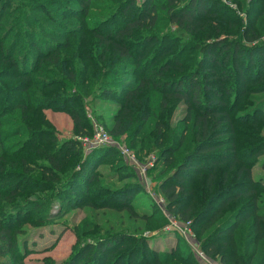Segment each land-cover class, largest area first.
I'll return each instance as SVG.
<instances>
[{
  "label": "trees",
  "instance_id": "trees-1",
  "mask_svg": "<svg viewBox=\"0 0 264 264\" xmlns=\"http://www.w3.org/2000/svg\"><path fill=\"white\" fill-rule=\"evenodd\" d=\"M136 1L0 0V79L6 81L0 84V254L20 257L15 214L31 209L46 216L44 209L67 189L86 194L97 180L91 167L111 149L95 148L79 169L70 168L79 142L58 148L43 113L59 107L77 136L90 135L76 102L97 95L117 99L111 135H126L138 151L151 139L167 166L176 162L159 189L167 208L198 229L202 250L220 264H264V202L240 156L245 150L234 116L250 94H264V0H230L233 7L222 0ZM161 10L166 33L158 32ZM122 67H130L133 80L115 84ZM180 104L183 127L171 140L170 116ZM251 115L247 123L257 133L264 99L253 100ZM188 125L193 147L177 159ZM249 152L253 159L264 155V140ZM36 168L39 177L31 172ZM128 239L135 244L126 250L119 243ZM131 239L108 234L61 264H189L192 256L158 254L145 237Z\"/></svg>",
  "mask_w": 264,
  "mask_h": 264
},
{
  "label": "rangeland",
  "instance_id": "rangeland-1",
  "mask_svg": "<svg viewBox=\"0 0 264 264\" xmlns=\"http://www.w3.org/2000/svg\"><path fill=\"white\" fill-rule=\"evenodd\" d=\"M144 1L137 0L136 2L140 5ZM222 1L230 7L234 5L230 0ZM159 14L158 32L166 33L169 31V25L166 19H162L166 18L165 12L161 10ZM241 15L242 18L245 17L244 14ZM64 17H66L65 20L69 18L68 15ZM243 20L245 22V19ZM109 26H117V23H110ZM171 29L174 27L171 26ZM130 72V67H122L120 75L114 79L115 84L133 80ZM249 78L253 79V72ZM0 84H6V81L0 79ZM114 90L117 92L120 87H114ZM261 99H264V94L255 96L250 94L248 100L243 103L242 109H237L234 116L238 118L237 122H239L236 124L239 150H245L240 156L246 160L245 166L249 164L251 178L259 189L258 196L264 202V193L260 192L264 188V155L254 159L253 157L249 158V150L253 148V143L258 139L264 140V122H259L257 133H254L253 126L247 123L248 121L252 122L253 119V115H251L253 113V100L257 102ZM76 106L83 113L85 130L92 131L87 136H91L94 126H97L103 128L111 137L110 145L97 147H109L111 149L105 151L100 161L95 162L91 167L97 180L88 185L86 194L68 191L67 189L61 195V199L51 202L44 209L47 213L46 216L39 213L40 211L32 212L31 209H26L21 215L15 214L14 222L21 230L17 239L20 257L14 259L8 253H2L0 254V264H13L12 262L17 260H22L24 264H61L73 257L82 245L94 244L96 240L102 239L108 234L113 235L120 232L125 233L130 239L145 237L149 247L154 248L158 254L164 251L179 250L184 252L185 257L186 254L192 253L188 261L189 264L194 262L198 264H220L202 250L203 238L198 236L197 228H192L191 221L189 224L182 222L172 210L167 208L166 200L159 186L164 177L172 174L176 162L167 166L162 157L161 147H155L151 139L146 140L149 146L138 151V148L128 146L126 135L115 137L109 133L112 118L117 112V99L106 101L97 95L88 96L81 98L79 102L77 101ZM43 113L51 126L58 148L61 149L63 142L67 140L79 142L77 149L75 148V151L70 153L71 156H74L73 161L72 159L70 161V168L79 169L89 152L82 149L78 140L84 135H76L71 117L67 112L61 111L59 107L45 109ZM184 115L185 107L181 104L171 113L169 124V130L172 132V135L169 136L171 140L178 130L182 129L183 126H179L178 122L184 118ZM188 126L184 144L176 152L177 159L193 147L191 125ZM123 146L133 152L138 161V166L140 164L145 165V174L139 173L138 168L123 157L119 150ZM147 161L151 163V166L146 165ZM222 168L224 171L227 170V168ZM31 172L39 177L40 169L36 168ZM234 173H236V169L228 173L229 181L227 182L233 180ZM220 181L221 176L218 178V182ZM199 182L202 185V180ZM46 192L44 191L42 194H46ZM37 194L39 193L37 192ZM31 199L34 200L33 197ZM88 202L96 204L92 207L86 204ZM108 203H111V207L105 206ZM153 205L156 206L153 207ZM124 206H130L131 211L125 210ZM231 207L233 208V205ZM225 213L229 215V212ZM36 216H41L43 221H36ZM120 244H126L125 249L127 250L132 248L135 243L128 239ZM114 248H116L115 243L111 246V249ZM117 253L118 251L115 252V254Z\"/></svg>",
  "mask_w": 264,
  "mask_h": 264
},
{
  "label": "built area",
  "instance_id": "built-area-1",
  "mask_svg": "<svg viewBox=\"0 0 264 264\" xmlns=\"http://www.w3.org/2000/svg\"><path fill=\"white\" fill-rule=\"evenodd\" d=\"M110 138L105 130L101 127L94 126L93 128V134L91 136L84 135L81 138H78V140L81 143L82 149L84 151H91L99 146H108L111 144ZM120 152L122 153L123 157L128 160L130 163L136 166L138 168L139 173L145 174L146 167L144 164H140L138 166V161L136 159V156L131 152L126 146L119 148ZM146 165L149 167L151 166V163L148 161L146 162ZM157 201V200H156ZM162 202V201H161ZM189 224V221L187 222Z\"/></svg>",
  "mask_w": 264,
  "mask_h": 264
}]
</instances>
